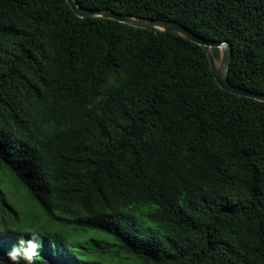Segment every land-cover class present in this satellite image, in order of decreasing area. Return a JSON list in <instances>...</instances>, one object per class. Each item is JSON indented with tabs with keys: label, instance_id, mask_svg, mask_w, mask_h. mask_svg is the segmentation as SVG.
<instances>
[{
	"label": "trees",
	"instance_id": "16d2710c",
	"mask_svg": "<svg viewBox=\"0 0 264 264\" xmlns=\"http://www.w3.org/2000/svg\"><path fill=\"white\" fill-rule=\"evenodd\" d=\"M76 2L228 42L264 95V0ZM0 175V264L28 229L36 264H264V103L178 34L0 0Z\"/></svg>",
	"mask_w": 264,
	"mask_h": 264
},
{
	"label": "water",
	"instance_id": "95a60500",
	"mask_svg": "<svg viewBox=\"0 0 264 264\" xmlns=\"http://www.w3.org/2000/svg\"><path fill=\"white\" fill-rule=\"evenodd\" d=\"M70 8L79 18H103L114 20L122 24H126L135 28L156 30L161 32H171L178 34L185 39L196 43L197 45L207 49V57L210 63L212 74L216 83L220 88L226 92L232 93L240 97H246L254 99L264 103V95L249 90L241 89L232 85L229 81V72L231 66V60L233 55L232 46L228 42H214L208 41L202 37L196 35L188 27L175 22L165 21L160 19H143L125 16L109 9H88L83 8L76 0H66ZM219 49L220 59L219 63L216 61L214 50Z\"/></svg>",
	"mask_w": 264,
	"mask_h": 264
},
{
	"label": "clouds",
	"instance_id": "9594fccd",
	"mask_svg": "<svg viewBox=\"0 0 264 264\" xmlns=\"http://www.w3.org/2000/svg\"><path fill=\"white\" fill-rule=\"evenodd\" d=\"M24 235L28 239H21L17 245L8 253V258L11 264H36V257L39 255V250L42 248V237L38 230H25Z\"/></svg>",
	"mask_w": 264,
	"mask_h": 264
},
{
	"label": "rangeland",
	"instance_id": "374dc122",
	"mask_svg": "<svg viewBox=\"0 0 264 264\" xmlns=\"http://www.w3.org/2000/svg\"><path fill=\"white\" fill-rule=\"evenodd\" d=\"M216 61H217V63H219V59H216ZM0 181H1V182H5L7 185H9V187H10L12 190H16L15 186L12 185L11 182L8 181V180H7L4 176H2V175H0ZM6 193H8L9 198H10L11 200H13V201L15 202V204L20 205L19 200H18V199H20L19 196H17L15 193H13V194H14V196H13V195L11 194V191H9V190H6ZM15 195L18 197V199L16 198ZM25 210H26V208H25L24 206H22V208H21V207L18 208L19 213H21L22 215L25 214ZM25 216H26V215H25ZM34 219H36L37 221H39V219H37V218H34ZM40 219L42 220V218H40ZM129 261H130V260L127 259V262H129Z\"/></svg>",
	"mask_w": 264,
	"mask_h": 264
}]
</instances>
